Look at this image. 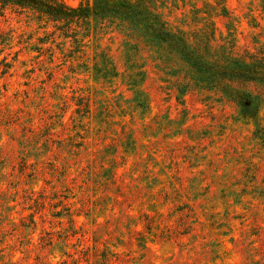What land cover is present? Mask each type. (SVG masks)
<instances>
[{"label":"rangeland","instance_id":"1","mask_svg":"<svg viewBox=\"0 0 264 264\" xmlns=\"http://www.w3.org/2000/svg\"><path fill=\"white\" fill-rule=\"evenodd\" d=\"M214 2L167 0L165 12L193 30V6ZM226 5L235 53L263 58L264 0ZM228 21L215 19L218 43ZM108 60L118 77L104 80ZM241 88L264 100V87ZM254 131L128 23L92 21L75 43L8 11L0 264H264V142Z\"/></svg>","mask_w":264,"mask_h":264},{"label":"trees","instance_id":"2","mask_svg":"<svg viewBox=\"0 0 264 264\" xmlns=\"http://www.w3.org/2000/svg\"><path fill=\"white\" fill-rule=\"evenodd\" d=\"M166 1L83 0L72 7L65 0H0V16L4 17L8 11L32 13L39 21L53 24L75 43L84 29L90 32L92 21L128 23L149 41L176 56L187 67L194 85L235 103L240 116L254 125L255 138L264 142V122L260 117L264 100L241 88L250 84L264 87V57L235 53L237 37L227 0H215L214 5L207 4L204 8L193 6V30L172 26L165 12ZM219 16L229 20L226 35L220 34L221 43L217 41L215 22ZM101 72L100 78L104 80L118 77L109 60ZM138 86L135 85V90ZM141 108L147 107L141 105Z\"/></svg>","mask_w":264,"mask_h":264}]
</instances>
